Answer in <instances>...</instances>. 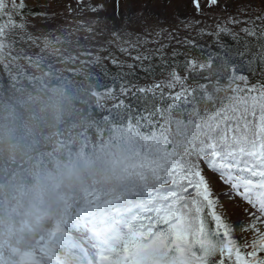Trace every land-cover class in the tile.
<instances>
[{
  "label": "snow or ice",
  "instance_id": "1",
  "mask_svg": "<svg viewBox=\"0 0 264 264\" xmlns=\"http://www.w3.org/2000/svg\"><path fill=\"white\" fill-rule=\"evenodd\" d=\"M11 8L41 14L25 0ZM90 10L107 15L87 28L88 63L116 69L103 70L110 82L87 77L95 123L118 137L135 177L102 264H264V0H102ZM209 12L221 22L197 29ZM135 68L152 82L129 79Z\"/></svg>",
  "mask_w": 264,
  "mask_h": 264
},
{
  "label": "trees",
  "instance_id": "2",
  "mask_svg": "<svg viewBox=\"0 0 264 264\" xmlns=\"http://www.w3.org/2000/svg\"><path fill=\"white\" fill-rule=\"evenodd\" d=\"M27 7L40 13L37 7ZM38 16L15 17L13 34L21 23ZM8 20L6 11L0 13V26ZM98 27L108 37L106 25ZM31 36L21 31L17 40L10 35L17 42L13 53L30 51L24 39L33 43ZM199 43L208 45L211 40L205 37ZM69 47H78L72 37L60 46ZM155 47L148 45L149 49ZM87 51L81 45L77 54H71L74 58L68 57L73 62L79 58L81 65L60 59L56 64L53 53L47 51L23 58L22 68L11 77L0 73V264H73L47 247L45 236L52 230L63 231L58 220L73 211L83 186L120 196L123 202L126 187L135 179L118 137L96 126L99 114L86 82L90 73L110 82L103 70L116 69L110 60L91 65ZM171 51L169 48V56ZM112 54L120 61L135 63L114 46ZM125 71H131L129 79L139 84L152 82L139 68ZM155 79L163 77L157 73Z\"/></svg>",
  "mask_w": 264,
  "mask_h": 264
},
{
  "label": "rangeland",
  "instance_id": "3",
  "mask_svg": "<svg viewBox=\"0 0 264 264\" xmlns=\"http://www.w3.org/2000/svg\"><path fill=\"white\" fill-rule=\"evenodd\" d=\"M101 2L102 0H25L27 6L37 7L41 14L37 18L28 19L19 25V30L14 34V38L18 40L21 31L28 32L32 35L30 38L33 43L24 39L25 43L30 44V51L23 50L16 55L13 53V44H17V42L8 38L5 33L7 30L13 33L16 15L13 14L11 0H0V13L6 10L11 11L7 12L9 20L0 26V73H8V77H11L15 71L22 68L23 58L28 55L35 57L39 53L47 51L53 53L52 62L56 63V60L60 59L70 62L72 65H81L82 61L79 58H75L73 62L68 57L74 58L81 45L87 46L91 39L87 32L88 26L92 25L98 17L103 18L107 15L104 12L93 13L90 10V6ZM53 13L55 15H52ZM189 15L191 17V14ZM196 19L200 21L197 29L209 30L221 22V14L209 12L205 16L196 17ZM175 23L179 22L175 21ZM105 25V30L108 31L110 38L112 26L110 23ZM183 34L185 33L183 32ZM11 35L13 36V34ZM70 37L73 41L78 42V47H69L68 50L60 48L62 44L69 43ZM67 52L70 54L68 55ZM72 53L75 54L71 55ZM89 189L90 187L82 188L78 194V196L81 195L79 202H76V205L79 206L73 213L76 218H72L69 214L68 217L63 215L58 221L63 229H68L67 234L79 238V245L72 247V240L68 239L64 233L55 230L45 236L46 243L53 249L59 248L65 256H69L78 264H102V258L110 253V249L117 242L118 233L123 231L125 217H122L116 208L112 209L110 213L96 212L99 211L97 205L105 201L103 202V198H100L102 193Z\"/></svg>",
  "mask_w": 264,
  "mask_h": 264
}]
</instances>
